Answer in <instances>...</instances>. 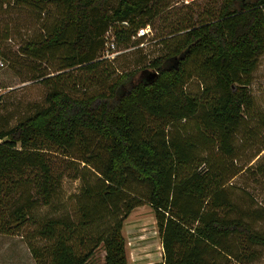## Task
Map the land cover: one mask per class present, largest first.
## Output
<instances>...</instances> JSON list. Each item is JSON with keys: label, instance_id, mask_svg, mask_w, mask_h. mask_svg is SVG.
<instances>
[{"label": "trees", "instance_id": "16d2710c", "mask_svg": "<svg viewBox=\"0 0 264 264\" xmlns=\"http://www.w3.org/2000/svg\"><path fill=\"white\" fill-rule=\"evenodd\" d=\"M0 1L57 11L20 46L53 65L33 76L47 86L43 102L13 123L0 114V232H24L37 264H88L99 246L104 264H127L124 219L148 204L162 245V259L148 264H251L253 246H264V209L244 204L232 178L264 149V107L251 89L264 0H221L198 21L192 11L174 16L160 33L152 20L171 0ZM146 24L152 34L137 37ZM108 30L117 50L141 52L143 77L118 68L119 51L103 55ZM248 140L257 148L240 163ZM64 176L80 180L69 195Z\"/></svg>", "mask_w": 264, "mask_h": 264}, {"label": "rangeland", "instance_id": "374dc122", "mask_svg": "<svg viewBox=\"0 0 264 264\" xmlns=\"http://www.w3.org/2000/svg\"><path fill=\"white\" fill-rule=\"evenodd\" d=\"M173 6L166 7L162 16H157L153 21V30L167 32L164 28L174 16L191 12L197 16V21L203 17L204 9H215L221 0H194L189 6L182 5L176 0L170 1ZM168 10V11H167ZM56 9L48 5V10L38 12L37 8L18 5L0 1V58L3 64L0 65V114L12 113L10 122H15L23 114L30 111L35 103L44 100L47 89L40 77H33L39 72L48 71L53 74V65L43 60H35L23 56L20 53V46L30 38L41 35L46 25L50 24L55 16ZM166 14V18L164 17ZM156 32V31H155ZM120 54L115 64L118 68H138L134 79H139L145 74L146 67L141 60V52L134 51L135 47H124L118 45ZM159 46L156 44L147 45L144 52L149 56L158 53ZM151 69V68H148ZM191 87L194 86L191 80ZM251 89L260 106L264 107V53L258 57V62L252 74ZM260 136H264V131ZM89 147L94 150L100 149L103 140L97 136L89 135L85 139ZM239 142V141H238ZM257 141L248 140L240 146L238 161L240 163L250 159L257 148ZM80 150L77 143L75 151ZM261 157L264 159V149L254 156L237 175L232 178L235 186V194L246 205L253 204L264 209V174L256 170L257 163ZM80 180L70 176H64L62 189L65 195H69L78 189ZM257 224L264 227V217ZM125 241V252L127 264H148L159 262L162 259V245L160 242L159 230L152 207L142 204L134 207L124 219L121 229ZM258 257L251 264H264V246H253ZM103 246H99L89 259L88 264H104ZM0 264H37L26 242L24 232L1 233L0 232Z\"/></svg>", "mask_w": 264, "mask_h": 264}, {"label": "built area", "instance_id": "2783aa9c", "mask_svg": "<svg viewBox=\"0 0 264 264\" xmlns=\"http://www.w3.org/2000/svg\"><path fill=\"white\" fill-rule=\"evenodd\" d=\"M178 2H184L188 3L192 0H177ZM152 34V28L150 24H146L145 26L139 27L136 36L137 37H144L145 39ZM145 41H141L140 45H144ZM116 40L114 36L110 33L108 30L105 35V41H104V47H103V55L109 58L114 57L116 53H118L119 50L116 49Z\"/></svg>", "mask_w": 264, "mask_h": 264}, {"label": "water", "instance_id": "95a60500", "mask_svg": "<svg viewBox=\"0 0 264 264\" xmlns=\"http://www.w3.org/2000/svg\"><path fill=\"white\" fill-rule=\"evenodd\" d=\"M154 73H155V71H149L148 70L146 75H148V78L151 79L153 77Z\"/></svg>", "mask_w": 264, "mask_h": 264}]
</instances>
